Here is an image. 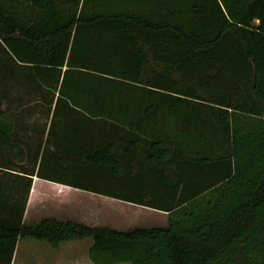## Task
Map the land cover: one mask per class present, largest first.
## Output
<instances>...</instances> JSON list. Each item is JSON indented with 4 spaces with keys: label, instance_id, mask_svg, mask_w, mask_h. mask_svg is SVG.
Listing matches in <instances>:
<instances>
[{
    "label": "trees",
    "instance_id": "16d2710c",
    "mask_svg": "<svg viewBox=\"0 0 264 264\" xmlns=\"http://www.w3.org/2000/svg\"><path fill=\"white\" fill-rule=\"evenodd\" d=\"M0 43L55 93V115L99 128L91 166L116 179L141 154L171 197L74 183L160 205L167 224L27 223L22 208L0 218V264L22 236H89L96 264H264V0H0Z\"/></svg>",
    "mask_w": 264,
    "mask_h": 264
},
{
    "label": "crops",
    "instance_id": "0c3cea01",
    "mask_svg": "<svg viewBox=\"0 0 264 264\" xmlns=\"http://www.w3.org/2000/svg\"><path fill=\"white\" fill-rule=\"evenodd\" d=\"M11 61L14 64L10 68L0 70V218L2 222H14L24 208L22 220L27 223L38 221L43 217H56L62 220H78L89 225L127 228L124 227V216L117 220L119 224L111 223L107 202L102 200L97 205L94 204V195L101 199L107 195L74 186V183L60 177L58 170L62 167L60 148L63 143L60 129L63 128L64 118L54 113L56 95L40 86L36 78L28 73V69L18 66L12 57ZM2 85L6 88V92L1 90ZM54 119L61 121L55 123ZM75 127L71 128L72 135L78 126ZM81 127L77 129H89V126ZM92 128L94 131L99 129L93 125ZM94 133L81 132V136H84L81 139L85 143H80L79 148L70 156L67 155V158L71 159L77 155L82 164L87 162L84 155L87 149L94 146L90 143V137ZM98 144H101L100 141ZM46 151H48L47 155H45ZM43 161L45 166L42 168ZM90 168L93 169V166ZM109 169L107 168L108 171ZM87 198L90 199L86 201ZM112 198L138 206L141 215L144 214L145 221V217L152 214L157 219H154L155 222L160 223L158 225L167 224V212L159 209L158 207H162L160 205L149 206ZM140 224L143 223H138ZM87 237L89 236L66 239L57 246L51 245L44 239L31 236L19 237L12 251L11 262L8 264H96L88 256L92 239L89 242Z\"/></svg>",
    "mask_w": 264,
    "mask_h": 264
},
{
    "label": "rangeland",
    "instance_id": "374dc122",
    "mask_svg": "<svg viewBox=\"0 0 264 264\" xmlns=\"http://www.w3.org/2000/svg\"><path fill=\"white\" fill-rule=\"evenodd\" d=\"M1 44V43H0ZM12 61L10 54L4 50L2 45H0V70H7L12 66ZM16 66V65H15ZM14 78V77H13ZM3 81V80H2ZM5 86V82H3ZM2 85L1 90L6 92V88ZM59 112V110H58ZM60 113V112H59ZM60 115V114H57ZM61 117V115H60ZM61 120L54 119V122H58ZM63 128L60 129L62 133L63 143L61 144L60 148V155H61V169L58 170L59 175L62 179L70 181L72 183H81L83 185H88L91 187H95L99 190H107L110 192L118 193L122 196H126L132 199H142L145 202L155 203V204H166L171 201V197L167 192L166 188L157 184L154 180L153 173L148 171L147 162L143 160L141 154H137L133 157L131 164L133 170L131 173L122 172L120 176L116 179H109L111 176V171L106 170L105 172L100 173V170H96L94 167L91 169L90 164L88 162H83L78 159L77 155L74 157L67 158V155L73 154L75 149L79 148L80 143H85L83 139L84 136H81V132L88 131L89 133L95 132L92 128V124L87 121V119L83 115H74V120L71 123V120H63L62 123ZM74 126H78L81 128H85L89 126V129H75L74 135L71 134V128ZM97 130V129H95ZM81 148V147H80ZM48 151L45 152L47 155ZM45 163L43 161V166ZM94 170V171H93ZM96 170V172H95ZM127 170V168H125ZM100 171V172H99ZM142 171H148L147 173H142ZM195 186V184H192ZM90 198H87L89 200ZM85 200V199H84ZM94 204L97 205L102 200L109 204L110 208V216H111V223L119 224L117 220L125 217V225L124 227H131L134 225H138V223H143L140 225H158L160 223L155 222L157 220L154 218V215L150 214L145 219L143 218L144 214L139 212V207L122 201L112 198L111 196L97 197L96 195L93 196ZM153 212V211H152ZM159 214V213H158ZM146 216V215H145ZM160 216V215H158ZM148 219V220H147ZM155 219V220H154ZM123 220V219H122ZM149 221V222H148ZM122 224V223H121ZM126 229V228H125ZM88 241L91 242V238L87 237ZM85 243V242H84ZM92 243V242H91ZM124 264H130L125 262Z\"/></svg>",
    "mask_w": 264,
    "mask_h": 264
}]
</instances>
